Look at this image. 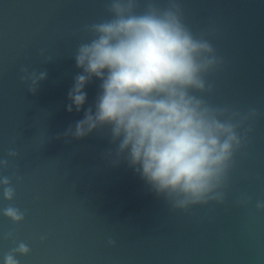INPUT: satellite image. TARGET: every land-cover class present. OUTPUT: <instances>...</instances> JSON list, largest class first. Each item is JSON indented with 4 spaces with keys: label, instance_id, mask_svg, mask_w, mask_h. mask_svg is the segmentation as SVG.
Returning a JSON list of instances; mask_svg holds the SVG:
<instances>
[{
    "label": "water",
    "instance_id": "1",
    "mask_svg": "<svg viewBox=\"0 0 264 264\" xmlns=\"http://www.w3.org/2000/svg\"><path fill=\"white\" fill-rule=\"evenodd\" d=\"M180 4L184 22L210 31L225 61L211 101L260 112L225 203L173 210L127 162L112 164L106 130L80 140L61 135L99 94L93 78L81 111L66 110L82 71L75 49L90 38L85 25L109 18L107 0H0V159L19 153L0 168L16 190L11 202L0 193V264L18 242L31 249L17 256L20 264H264V212L255 209L264 200V0ZM22 66L48 74L35 94L21 83ZM241 194L252 203L237 204ZM10 203L25 213L22 223L3 215Z\"/></svg>",
    "mask_w": 264,
    "mask_h": 264
},
{
    "label": "clouds",
    "instance_id": "2",
    "mask_svg": "<svg viewBox=\"0 0 264 264\" xmlns=\"http://www.w3.org/2000/svg\"><path fill=\"white\" fill-rule=\"evenodd\" d=\"M140 5L141 0H107L109 18L84 26L90 38L75 49L76 67L82 71L68 91L66 110L81 111L93 78L100 81V91L94 106L61 135L80 140L106 130L112 147L105 155L114 156L112 164L127 162L173 210L224 204L238 156L249 145L260 112L211 101L213 76L225 61L210 31L196 33L184 22L180 0H167L166 7L144 0L142 10ZM20 72L32 94L48 75L28 66ZM18 156L9 149L0 168ZM0 193L5 201L15 199L12 177L0 176ZM236 203L246 207L252 198L241 194ZM255 209L264 212V200H256ZM3 215L13 224L25 219L11 203ZM4 238L16 243L14 232ZM30 251L18 242L3 256V264H20L17 256Z\"/></svg>",
    "mask_w": 264,
    "mask_h": 264
}]
</instances>
